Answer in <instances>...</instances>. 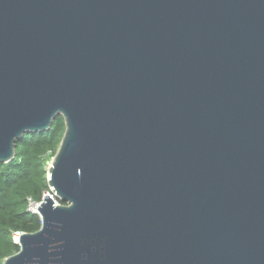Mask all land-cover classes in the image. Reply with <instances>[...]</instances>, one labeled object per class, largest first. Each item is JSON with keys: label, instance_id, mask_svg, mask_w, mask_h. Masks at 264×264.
<instances>
[{"label": "water", "instance_id": "obj_1", "mask_svg": "<svg viewBox=\"0 0 264 264\" xmlns=\"http://www.w3.org/2000/svg\"><path fill=\"white\" fill-rule=\"evenodd\" d=\"M60 116L4 264H264V0H0V164Z\"/></svg>", "mask_w": 264, "mask_h": 264}, {"label": "trees", "instance_id": "obj_2", "mask_svg": "<svg viewBox=\"0 0 264 264\" xmlns=\"http://www.w3.org/2000/svg\"><path fill=\"white\" fill-rule=\"evenodd\" d=\"M65 129L60 116L50 132L25 134L17 141L15 159L0 164V264L20 252L15 232L33 234L42 227L40 216L29 211L28 200L40 203L50 191L49 164Z\"/></svg>", "mask_w": 264, "mask_h": 264}, {"label": "built area", "instance_id": "obj_3", "mask_svg": "<svg viewBox=\"0 0 264 264\" xmlns=\"http://www.w3.org/2000/svg\"><path fill=\"white\" fill-rule=\"evenodd\" d=\"M47 195H51L53 197L56 205L60 204V202L57 200L55 194L52 191H48L47 193H45L44 197H46ZM28 203H29V211L33 214L40 215L38 208L40 207L41 202L39 203V202L33 201L32 199H29ZM23 235H24V233H22V232H15L14 233L15 241L18 243L20 237Z\"/></svg>", "mask_w": 264, "mask_h": 264}, {"label": "rangeland", "instance_id": "obj_4", "mask_svg": "<svg viewBox=\"0 0 264 264\" xmlns=\"http://www.w3.org/2000/svg\"><path fill=\"white\" fill-rule=\"evenodd\" d=\"M51 162H52V160H51ZM51 162H50V164H49V167H50V165H51Z\"/></svg>", "mask_w": 264, "mask_h": 264}]
</instances>
